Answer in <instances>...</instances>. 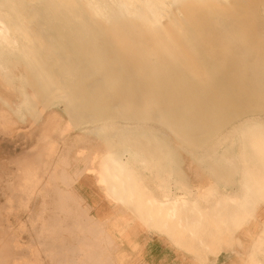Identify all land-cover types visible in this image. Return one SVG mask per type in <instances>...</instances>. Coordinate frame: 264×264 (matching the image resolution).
I'll use <instances>...</instances> for the list:
<instances>
[{"label": "bare ground", "instance_id": "1", "mask_svg": "<svg viewBox=\"0 0 264 264\" xmlns=\"http://www.w3.org/2000/svg\"><path fill=\"white\" fill-rule=\"evenodd\" d=\"M263 14L264 0H0V76L21 96L13 105L0 100L32 115L41 113L37 102L62 104L77 138L96 133L104 145L75 150L85 162L74 177L90 175L117 214L100 221L96 233L75 227L81 218L75 222L71 198H56L55 209L67 212L71 225L64 214L51 219V248L62 249L64 230L86 231L69 236L82 243L68 246L91 255L83 263L109 264L99 259L102 244L122 243L141 226L201 264L231 249L243 264H264ZM160 94L163 115L152 107ZM151 121L166 123L192 148L208 133H225L209 141L207 154L223 162L218 169L228 179L190 190L181 178L172 191L169 177L179 166L153 161H168L170 152L156 146ZM227 137L237 149L226 154L216 143Z\"/></svg>", "mask_w": 264, "mask_h": 264}, {"label": "rangeland", "instance_id": "2", "mask_svg": "<svg viewBox=\"0 0 264 264\" xmlns=\"http://www.w3.org/2000/svg\"><path fill=\"white\" fill-rule=\"evenodd\" d=\"M261 18L256 16L258 21ZM260 33L264 37V22H261ZM216 71L215 73H217ZM2 81L3 78L0 76V96L7 97V100L13 105L12 101H18L21 96L18 95L14 88L4 85ZM26 88L27 92H29L27 97L33 98L31 96V88ZM154 92L157 93L156 91H139L137 95L147 96V93ZM161 98H163V95L160 98L158 97L159 101L156 104H152L153 109H158L159 115L164 114L163 105L156 106L162 103L163 99L161 100ZM36 106L41 110L40 114L37 112V114L32 115L24 109L22 110L24 116H22L20 112L0 100V264H86L82 260L87 258L83 259V257L91 255L88 252L86 255L85 252L77 250L78 247L74 249L67 244V242H72L74 244L77 243L79 246L82 241L78 240L77 242V240H71V238L81 236V234L86 235V231L83 233L79 230L80 234L76 229V232L69 234L64 230V233L62 232L64 236L62 233L59 236L68 238H64L61 241L63 243L62 249H53L48 242H51L50 238L55 234H50L48 223L51 219L64 214L62 217H65L66 223L71 225L70 217L66 215L67 212L62 213L61 210L55 209L54 205L59 197L72 199L70 203L72 202L73 204L71 205V210L74 207V213L73 211L71 212L74 215L78 214L75 216V222H78L81 218L79 222L85 223H80L79 225V222L75 223L73 221V223L79 225L74 224L77 228L86 225L88 228H95V231L91 229V232H96V228L102 225L99 222L103 220L97 221L94 218L103 217L105 219L117 214L116 208L106 202L100 188L94 183L90 175L83 173L80 178L74 177L76 167L82 169L85 162V158H76L74 155L75 150L79 147L101 149L104 145L96 133L87 135L84 133L86 138H77L75 135L79 134L80 130L73 129L71 118L62 104L41 108L40 102H37ZM262 110L264 113L263 108ZM165 113L173 114L171 111ZM36 117L37 119L34 120ZM150 123L155 127L154 131L157 134L156 146L170 152L168 161H163L159 158H154L153 161L157 163L170 162L177 167L179 166L176 168L180 172L176 169L177 172L172 173L171 177H169L172 191L174 189L179 190L173 186L172 181L181 178L187 183L190 190L195 189V185L198 183H204L207 180L224 181L228 179L226 178V171L218 169L221 165L219 163L223 162L218 159L217 163L219 162V166H216L217 163L214 160H217V157H214V159L207 154L210 153L209 146L213 140L216 139L214 141H217L225 133H217L211 138L210 135L213 134L208 133L206 142L203 140L204 144L203 141L200 143L203 145L198 146L199 148H192L186 143L182 144L179 139L172 137V132L166 123L161 121H151ZM149 134L153 136L152 133ZM203 138H205V135H203ZM218 143H216L218 150L221 151L223 148L222 152L224 153L228 152L232 147L237 149L236 145L230 143L229 138L223 143ZM204 146H207L208 150ZM201 147H204V149ZM211 166L214 168L212 169ZM151 172L155 175L158 170L152 168ZM97 200L103 201L101 205L106 207L103 210L104 215L96 216L93 212L92 208ZM259 210L264 212V202H261ZM132 230L130 229L129 231L130 237L140 241V245L137 248L130 249L129 244L121 238L122 243H118L115 240L110 246H106L107 249L102 244L99 259L104 260V262L107 259L115 261V258L120 256L122 251H125L127 255H125L122 264H144L140 254L143 252V248L146 247V243L153 239V242H159V244L164 246L172 259L190 262L191 264H201L191 258L188 252L173 246L163 235L148 232L141 226L134 229V232ZM90 231H87L89 232L88 234L91 233ZM96 233L94 234L97 235ZM69 238L71 241H69ZM243 250L244 248L238 249L239 253L244 254ZM222 252L224 255H219V259L225 257L228 259L229 264H235L234 261L236 264H243L237 258L238 254L233 255L232 249L228 253L225 250ZM209 259L213 258L209 257ZM111 260H109V264L112 263Z\"/></svg>", "mask_w": 264, "mask_h": 264}, {"label": "crops", "instance_id": "3", "mask_svg": "<svg viewBox=\"0 0 264 264\" xmlns=\"http://www.w3.org/2000/svg\"><path fill=\"white\" fill-rule=\"evenodd\" d=\"M101 202L103 201L97 200L92 208L96 216H101L102 214L104 215L103 210L106 207H102ZM94 219L97 221L106 220V218L103 219V217H99V219L98 218L97 219L94 218ZM127 235H128L127 238L126 237L124 238L126 243L129 244L127 241H131V245H132L134 242L136 246L135 248H137L140 245V241L131 238L130 233H128ZM140 255L142 256V261L144 262V264H191L190 262H182L181 260L172 259V257H170L169 255V252L165 250L164 246L159 244V242H153V239H151L149 242L146 243V247L143 248V252ZM156 257H158V259H156ZM226 259L227 258L225 257L219 259L215 262V264H229L228 259L227 260Z\"/></svg>", "mask_w": 264, "mask_h": 264}]
</instances>
